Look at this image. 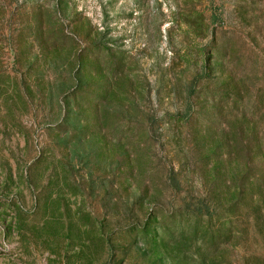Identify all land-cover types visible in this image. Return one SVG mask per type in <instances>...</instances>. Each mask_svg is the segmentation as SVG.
Returning <instances> with one entry per match:
<instances>
[{"label": "rangeland", "instance_id": "rangeland-1", "mask_svg": "<svg viewBox=\"0 0 264 264\" xmlns=\"http://www.w3.org/2000/svg\"><path fill=\"white\" fill-rule=\"evenodd\" d=\"M0 264H264V0H0Z\"/></svg>", "mask_w": 264, "mask_h": 264}]
</instances>
